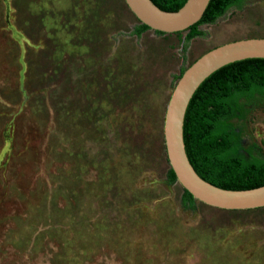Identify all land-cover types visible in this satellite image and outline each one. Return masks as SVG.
I'll return each mask as SVG.
<instances>
[{
    "label": "rangeland",
    "instance_id": "1",
    "mask_svg": "<svg viewBox=\"0 0 264 264\" xmlns=\"http://www.w3.org/2000/svg\"><path fill=\"white\" fill-rule=\"evenodd\" d=\"M139 24L124 0H0V264H264V207L184 205L163 134L181 70L264 38V0L190 41ZM229 123L264 158V98Z\"/></svg>",
    "mask_w": 264,
    "mask_h": 264
},
{
    "label": "trees",
    "instance_id": "2",
    "mask_svg": "<svg viewBox=\"0 0 264 264\" xmlns=\"http://www.w3.org/2000/svg\"><path fill=\"white\" fill-rule=\"evenodd\" d=\"M151 1L168 12L177 11L186 2ZM245 1L210 0L201 19L182 31L185 40L203 36L201 25L214 23L228 9L240 7ZM147 30L146 25L139 24L133 34L141 36ZM255 96L264 98V59L261 58L236 61L219 68L200 84L189 101L183 122L185 152L197 175L218 188L240 191L264 185V158L245 153L239 135L229 123L237 115L240 101ZM167 182H176L171 168ZM181 201L189 207L195 203L186 190Z\"/></svg>",
    "mask_w": 264,
    "mask_h": 264
},
{
    "label": "water",
    "instance_id": "3",
    "mask_svg": "<svg viewBox=\"0 0 264 264\" xmlns=\"http://www.w3.org/2000/svg\"><path fill=\"white\" fill-rule=\"evenodd\" d=\"M210 0H186L175 12L159 9L151 0H124L140 24L161 33H178L196 24ZM264 59V38L244 39L219 45L200 56L178 79L166 106L163 134L167 159L177 183L195 201L223 210L264 207V185L249 190H225L201 179L190 164L183 142L184 116L196 89L213 72L245 59Z\"/></svg>",
    "mask_w": 264,
    "mask_h": 264
}]
</instances>
